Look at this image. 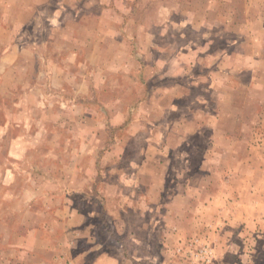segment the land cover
I'll use <instances>...</instances> for the list:
<instances>
[{"label":"rangeland","instance_id":"374dc122","mask_svg":"<svg viewBox=\"0 0 264 264\" xmlns=\"http://www.w3.org/2000/svg\"><path fill=\"white\" fill-rule=\"evenodd\" d=\"M263 179L264 0H0V264H264Z\"/></svg>","mask_w":264,"mask_h":264},{"label":"crops","instance_id":"0c3cea01","mask_svg":"<svg viewBox=\"0 0 264 264\" xmlns=\"http://www.w3.org/2000/svg\"><path fill=\"white\" fill-rule=\"evenodd\" d=\"M242 179L244 180V188H247V191L244 190V196L242 197L241 194V198H242V201L243 202H246L248 200V196H249V193H250V188L253 187V183L250 185L248 184L247 187H246V182L248 181L250 183V180H253V177L248 174L244 175L242 177ZM264 180V179H263ZM253 190V188H251ZM260 192V188H257V190H255L254 188V192L251 194V200H253L258 194L257 192ZM235 192V191H234ZM261 192H264V186L262 187V191ZM237 196V193L235 192L234 193V201H235V197ZM264 205V202L262 203ZM224 214H227V213H230L233 217L232 219L233 220H244L247 224H244V227L246 228V225L247 227H251L252 228V224L251 223H255L256 226L258 224L259 227H262L264 226V210L261 209L260 211L256 208V207H249L247 206V204H243V203H240L238 202V204L235 202V205L232 206V205H224V207L222 208ZM242 221V222H244ZM232 222V221H231ZM241 222V223H242ZM240 223V224H241ZM255 224L253 227H255ZM234 225V224H233ZM228 226V225H226ZM247 232H250V230H248ZM247 234H250V233H247Z\"/></svg>","mask_w":264,"mask_h":264}]
</instances>
